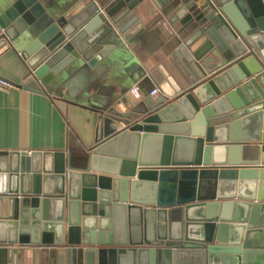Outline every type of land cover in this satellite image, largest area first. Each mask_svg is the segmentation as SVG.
I'll use <instances>...</instances> for the list:
<instances>
[{"label":"water","instance_id":"95a60500","mask_svg":"<svg viewBox=\"0 0 264 264\" xmlns=\"http://www.w3.org/2000/svg\"><path fill=\"white\" fill-rule=\"evenodd\" d=\"M0 1V55L39 93L145 32L169 57L139 106L96 107L80 165L0 151L1 243L64 247L73 264H264V0H153L145 23L144 0Z\"/></svg>","mask_w":264,"mask_h":264},{"label":"crops","instance_id":"0c3cea01","mask_svg":"<svg viewBox=\"0 0 264 264\" xmlns=\"http://www.w3.org/2000/svg\"><path fill=\"white\" fill-rule=\"evenodd\" d=\"M50 1L59 6L69 2ZM3 7L0 1V9ZM157 11L153 0H144L136 13L145 23ZM109 57L88 73L71 76L61 94H50L24 88L22 83L27 78L28 65L11 50L2 53L0 76L21 86L12 89L0 87V151H60L69 155L74 165H80L86 149L93 142L96 107L116 101H121L126 108L139 106L142 99L157 87L150 73L169 58L160 36L147 32L126 44V50L119 57H114V54ZM134 85L142 94L139 99L131 93ZM124 106H118V109L122 111ZM39 213L43 222L42 213ZM27 228V235L36 236L31 225ZM45 233L54 234L39 225L37 236L41 238ZM8 235L6 229L0 230V240L8 239ZM81 262L77 259L75 264ZM0 264L73 263L64 247L0 242Z\"/></svg>","mask_w":264,"mask_h":264},{"label":"built area","instance_id":"2783aa9c","mask_svg":"<svg viewBox=\"0 0 264 264\" xmlns=\"http://www.w3.org/2000/svg\"><path fill=\"white\" fill-rule=\"evenodd\" d=\"M32 73H33V69L29 68L27 75L30 76ZM20 86L21 85L13 83L12 81L0 76V87L5 88V89H12V88H18ZM156 92H157V88H154L153 90L150 91V94L153 95ZM131 93L136 99H139L142 97L140 89L137 85H134L131 87Z\"/></svg>","mask_w":264,"mask_h":264}]
</instances>
